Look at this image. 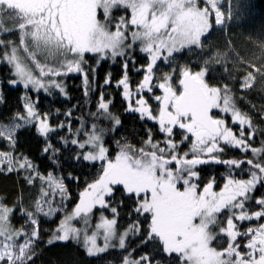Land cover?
Masks as SVG:
<instances>
[{
	"label": "snow or ice",
	"instance_id": "1",
	"mask_svg": "<svg viewBox=\"0 0 264 264\" xmlns=\"http://www.w3.org/2000/svg\"><path fill=\"white\" fill-rule=\"evenodd\" d=\"M116 10H130V13L115 17L113 12ZM233 18L232 10L223 11L219 0H0V36L13 31L19 33L18 44L0 38V62L10 66L12 78L7 81L10 87L21 84L25 90L43 89L51 96L50 89L67 94L63 81L55 77L84 73L87 68L83 85L90 88L88 75L93 74L101 62H115L122 58L123 75L115 87H122L123 98L128 100L131 92L127 72L129 64L135 67L137 44L139 52L146 54L149 60L146 66L138 69L145 74L137 92L146 90L154 95L152 83L158 62L171 63L175 53L193 48L204 52L206 37L213 26H222ZM235 18L239 19L238 12ZM6 20L13 26L5 28ZM20 49L40 70L39 76L21 59ZM207 51L208 56L200 70L193 72L185 66L180 71V91L170 82L172 74L165 73L157 78L162 82L155 87L163 90V96L154 95V99L160 102L158 124L164 139L154 142L148 130L149 139L143 143L149 150L144 147L134 150L130 144H124L120 145V152L114 160L108 159V149L103 143L105 129L94 123L92 131L85 132L81 122L75 134L84 132L86 139L83 142L72 139L70 143L80 149L90 146L93 151L78 154L74 159L107 163L102 165L103 174L99 179L80 193L73 212L60 221L48 244L74 240L82 245L88 257L97 259L99 264H104L108 254L114 251L127 253L120 257L121 264H162L156 259L157 255H174L178 264H264V223L243 231L239 230L237 223L264 218V192L259 197L255 195L258 188H264V139L259 146L254 143L258 137L264 136V130L257 129L250 117L235 107L227 85L215 87L206 81L213 65H223L224 71H229L231 51L217 52L211 46ZM38 53L45 59L51 57L59 67L42 65L37 59ZM86 54L94 55L95 67L88 65ZM240 63L245 69L240 81L241 90L254 87L257 76L264 79V67H258L254 62ZM45 76H49L46 82L41 79ZM111 83L112 75L107 73L103 86H111ZM23 99V113H14L7 124L0 121V140H6L8 148L14 151L21 131L26 139L33 135L37 139L44 138L42 151L50 152L49 159L59 166V149L51 143V134L58 128L69 126L64 122L57 127L50 126L49 114H41L37 110L38 104L33 103L27 93ZM4 103L0 92V105ZM111 103V100L104 101L102 93L97 113L91 115L96 120L112 121L110 130L116 131L122 121L109 112ZM135 103L137 107L127 104L126 112L139 114L141 120L145 116L150 120L157 119L142 97ZM214 109L225 114L230 112L233 122L239 124V132L234 133L225 126L224 119L214 118L211 114ZM66 115L70 116L71 112ZM177 127L185 133L179 142L174 139ZM58 139L63 145L69 143L64 137ZM189 140L190 149L181 154V145ZM233 149L242 151L241 159H221L226 151ZM13 151L0 152V165L6 164L8 172L23 169L28 173L24 176L28 184L38 178L41 191L40 198L34 202L35 211H28L21 205L27 226L21 229H14L10 224L15 209L0 200V264H34L35 245L40 235L37 214L43 213L51 218L57 211H62L67 188L63 177L52 172L47 177L40 175L28 157L21 161ZM249 152L251 157L247 155ZM209 163L229 167V176L219 192L213 191L214 180L204 185L202 191H198V184L194 182L199 176L197 166ZM172 164L176 167H171ZM237 170L246 171L249 178H235L232 172ZM0 171L4 169L0 168ZM117 190L125 199L132 201L129 218L132 215L147 217V228L142 226L144 221L137 219L123 232L118 231V207L112 206ZM57 194L60 196L59 205L53 206ZM122 203L119 201L118 206ZM253 203L259 210L249 213L247 208ZM44 205L48 206L46 212ZM97 206L103 210L110 209L112 218L102 213L93 228L92 215ZM76 218H80L77 222L82 224L81 228L70 226L69 222ZM20 237L23 242L18 239ZM129 237L139 238V247L152 245L155 251L150 249L136 257V249L128 250ZM221 237H226L225 244L214 247V242ZM241 237L246 240L243 246ZM98 239H102V243H98ZM109 264L113 262L109 260Z\"/></svg>",
	"mask_w": 264,
	"mask_h": 264
},
{
	"label": "trees",
	"instance_id": "2",
	"mask_svg": "<svg viewBox=\"0 0 264 264\" xmlns=\"http://www.w3.org/2000/svg\"><path fill=\"white\" fill-rule=\"evenodd\" d=\"M225 3L230 2L233 12V19L230 20L226 28L213 26L211 33L205 40V51L201 52L199 49L193 48L191 51H182L174 54V60L169 62L160 61L155 66L156 72L154 74V80L152 86L154 88V95H161V90L155 87L161 80L157 79L165 73H171L172 70H181L185 66H188L191 71L195 72L200 70L203 66V60L208 56L207 48L211 46L214 51L228 52L231 51L232 57L229 71H224L223 65H213L210 68L209 74L206 75V81L210 86L222 87L227 85L230 89V99L235 107L241 112L246 113L250 117L251 123L255 125L257 129L264 130V79L257 76L254 87L251 89L241 90L240 81L244 74L245 69L241 66L240 61L254 62L258 67H264V0H223ZM239 5V8H237ZM238 12L239 19L235 18ZM130 13V10H116L113 12V16L119 17ZM102 18V17H101ZM115 22V21H113ZM5 28H10L13 25L10 22H5L3 25ZM19 33L13 31L9 35L0 36L5 40H13L17 44L19 43ZM2 51V50H0ZM21 56L25 59L27 54L20 49ZM239 57V59H237ZM71 58V57H69ZM85 60L89 66L95 67L96 58L92 54H86ZM122 58H117L115 62L110 63L111 69L108 67L107 61L101 62L99 68L96 71L88 75V81L90 88H85L83 85V78L88 69L85 68L84 73L76 74L71 73L66 76L55 77L58 81H63L65 85L66 95L59 93L58 89H50L52 95L40 89L25 90L21 84L10 87L7 83L12 78L9 72V66L6 63L0 62V92L3 93L5 103L0 105V121L5 124L8 123V119L16 112L23 113L25 109L23 104L25 103L23 97L27 95L31 98L33 103L38 104V111L41 114L48 113L47 116L50 126L57 127L61 122L69 127L58 128V130L51 134V143L59 149L57 154L58 164H54L49 159L51 153H44L42 151L45 147L44 138L37 139L35 135L30 138H25V133L20 132L17 139L18 144L15 150H11L7 146L6 140H0V152L13 151L14 156H19L21 161L23 157L28 159L36 166L38 172L42 175H48L52 172L56 176L63 177L64 184L67 188V198L63 202V210L57 211L51 218L45 217L43 213H39V239L36 241L35 251L36 256L34 264H99V261L95 258H90L86 255L82 245L74 240L67 242H55L48 244L47 241L51 238L52 232L59 226L60 221L64 219L66 215H70L76 204L80 200V193L83 192L88 185L94 183L102 173V165H106L107 161L85 162L82 159H74L78 154L82 155L88 151H93L90 146H86L85 149H80L78 145H72L70 141L77 139L79 142H83L86 139L84 132L79 135L75 134V130L81 127V122L84 125L85 132H91V126L96 123L100 128L105 129L104 132V146L108 149V159L114 160L116 155L120 152V145L130 144L134 150H138L144 147L145 150H149L148 146L144 144V141L149 139L148 130L151 131L154 142H160L164 139L163 134L159 131L158 124V108L160 102L154 99L153 93H149L146 90L137 92V89L132 88L133 85L142 82L144 71L135 72L136 65L146 66L149 60L146 58V54L139 52V44L136 45L135 67L129 64L127 75L132 81L130 87L131 99L125 100L123 98V88L115 87V84L122 78L121 68ZM42 65L47 67L58 68L59 65L50 59H39ZM33 73L37 76L40 74V70L35 67L34 64H30ZM47 67L45 71H47ZM112 75L111 86L104 87L105 76L107 73ZM50 76V74H49ZM49 76L41 77L45 82L49 79ZM95 76V79H94ZM139 76V78L137 77ZM103 93L104 101L111 100L112 103L109 106V112L113 117H117L122 121V125L118 130L111 131L113 124L112 121L107 119L96 120L92 113H97L98 103ZM143 98L147 101V105L150 107L154 116H157L156 120H150L146 116L143 120L139 119V114H129L126 112L127 104L131 103L133 107L138 105L135 103L137 99ZM223 107V102L221 101ZM59 110V111H56ZM71 112V115L66 113ZM214 118H222L225 120V126L230 127L234 133L239 132L238 122L234 123L231 113L225 114L224 112L214 109L211 113ZM34 131V130H33ZM185 133L178 127L175 128V141L179 142ZM190 136V134H189ZM59 137L66 138L69 143L63 145L58 139ZM264 139V136H260L255 140V145L259 146L260 141ZM191 140V137H190ZM190 140L184 142L179 149L182 154L190 149ZM119 142V144L117 143ZM163 147V143L160 145ZM131 154V153H130ZM248 157H251L249 152ZM191 158V157H189ZM228 158H242V151L228 150L221 159ZM171 167L175 168L176 165L172 164ZM247 165H245V168ZM4 171H0V200H2L8 207L14 208L15 211L10 217V224L14 229H21L25 226L26 217L22 214V208H26L28 211H35L34 202L40 198L41 181L37 178L32 184H28L24 179L27 175L23 169H17L13 172H8L6 164L0 165ZM199 173L198 180H195L198 184V191H202L204 185L214 180L213 191L219 192L223 187L226 179L229 176V167L227 165L209 163L201 166H197ZM232 175L237 179L249 178L246 171H233ZM72 177H75L73 179ZM261 192H264V188H258L255 192L257 197ZM106 199H108L106 197ZM112 206L118 207V231H124L128 225L137 219L144 221L143 228L148 227L147 217H137L132 215L129 218V213L132 210V201L125 199L120 190L115 192V196L112 198ZM54 206L59 205L60 196L56 195ZM123 201L122 205L118 206L119 201ZM259 210L258 206L254 203L248 206L247 211L249 213ZM47 211V209H46ZM45 211V212H46ZM106 217L112 218L109 210H100ZM225 213L224 215H226ZM224 217L222 216L221 219ZM76 224L81 225L77 222ZM239 230L243 231L247 227H256L259 223H264V218L257 221L255 218L252 221L238 222ZM82 226V225H81ZM240 243L243 246L246 243L244 238H239ZM20 242H23V238H19ZM226 237L219 238L214 242L213 246L225 244ZM129 245V251L136 249L135 256L139 257L145 252H149L152 245L147 248L139 247L140 239L135 237H129L127 241ZM243 250V248H242ZM127 255L123 251H114L108 254L105 258L104 264H109V260L113 264H121L120 257ZM157 260L162 261V264H178L176 257H165L163 255H157Z\"/></svg>",
	"mask_w": 264,
	"mask_h": 264
},
{
	"label": "rangeland",
	"instance_id": "3",
	"mask_svg": "<svg viewBox=\"0 0 264 264\" xmlns=\"http://www.w3.org/2000/svg\"><path fill=\"white\" fill-rule=\"evenodd\" d=\"M219 2H220V4L222 5V10L223 11H225L226 13H227V11L229 10V9H231L232 10V7H231V4H230V2H228V3H225L223 0H219ZM229 22H230V20H226V22H225V24L224 25H222L223 26V28H226L227 26H228V24H229ZM214 23V22H213ZM215 26V25H214ZM222 26H216V27H221L222 28ZM19 55H20V57H21V59L23 60V61H25L26 63H28L29 65L31 64L32 65V62L30 61V60H28L27 59V57L25 56V59L23 58V56H21V53H20V51H19ZM41 58H43V59H45V56L44 55H42V54H40V53H38L37 54V59L39 60V59H41ZM51 57H48L47 59H50ZM10 67V66H9ZM32 70H36L34 67L33 68H31ZM183 69V68H182ZM181 69V70H182ZM181 70H172V72L170 73V74H172V80L170 81L171 83H172V85H173V87L177 90V91H180V88H179V83H178V81H179V79H180V75H179V73H180V71ZM40 72V71H39ZM162 82V81H161ZM161 95H163V90H161ZM106 166V165H105ZM39 173V172H38ZM40 174V173H39ZM33 175H35V173L33 174ZM40 175H42V174H40ZM43 176H45V177H47V175H43ZM47 185L45 184V189H47ZM182 190V189H181ZM57 195H59V194H57ZM55 198V197H54ZM54 206V205H53ZM48 208V206L47 205H44V211H46V209ZM101 209L97 206V208H95L94 209V212H93V215H92V227L94 228V226H95V224L96 223H98L99 222V218L101 217V214H102V212L100 211ZM103 216H105L104 214H103ZM106 217V216H105ZM107 218H109V217H107ZM76 219H78V220H80V218H76ZM76 219L75 220H72V221H70L69 222V224H70V226L71 227H76V228H81L82 226V224L79 226V225H77L76 224ZM60 225V224H59ZM59 227V226H58ZM57 227V228H58ZM56 228V229H57ZM119 232H123V231H119ZM89 234H91V232H89ZM19 239V238H18ZM98 243H102V239H98Z\"/></svg>",
	"mask_w": 264,
	"mask_h": 264
},
{
	"label": "flooded vegetation",
	"instance_id": "4",
	"mask_svg": "<svg viewBox=\"0 0 264 264\" xmlns=\"http://www.w3.org/2000/svg\"><path fill=\"white\" fill-rule=\"evenodd\" d=\"M107 65H108V67L111 69V64L110 63H112L111 62V60H107ZM138 69H139V65H136V67H135V72H137V73H139V71H138ZM110 73V72H109ZM138 78H139V76H137ZM105 78H106V76H105ZM94 79H95V76H94ZM132 81L130 80V87H131V85H132V83H131ZM138 85H139V80H138V82H137V84H135V85H133L132 86V88H135V89H137L138 88ZM163 96V95H162ZM130 99H131V97H130ZM129 99V100H130Z\"/></svg>",
	"mask_w": 264,
	"mask_h": 264
},
{
	"label": "water",
	"instance_id": "5",
	"mask_svg": "<svg viewBox=\"0 0 264 264\" xmlns=\"http://www.w3.org/2000/svg\"><path fill=\"white\" fill-rule=\"evenodd\" d=\"M181 78V77H180Z\"/></svg>",
	"mask_w": 264,
	"mask_h": 264
}]
</instances>
